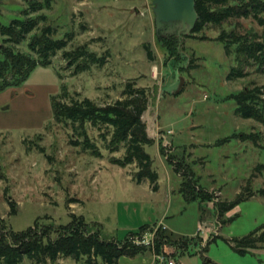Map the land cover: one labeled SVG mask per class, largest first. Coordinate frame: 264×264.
Here are the masks:
<instances>
[{"label":"rangeland","instance_id":"rangeland-1","mask_svg":"<svg viewBox=\"0 0 264 264\" xmlns=\"http://www.w3.org/2000/svg\"><path fill=\"white\" fill-rule=\"evenodd\" d=\"M28 1L0 0L3 21L20 17ZM154 2L53 0L52 9L42 11L57 29L56 38L72 36L70 50L87 46L108 59L75 76L60 53L52 66L35 69L24 86L0 94V219L22 231L36 221L67 225L76 215L105 240L119 241L145 225L157 224L156 230L162 224L191 241L186 250L168 249L178 264H264V249L240 255L232 247V241L264 227V126L240 117L234 99L252 83L264 86V76L230 80L235 58L215 40L219 32L194 37L180 23L158 29ZM129 83L150 96L144 121L156 141L147 152L160 176L158 191L147 180L135 181L136 165L114 166L105 150V158L96 159L73 148L71 131L53 119L51 98L62 86L108 104L122 99ZM91 134L103 147L98 132ZM250 134L260 136V146L244 140ZM171 162L193 171L211 201L187 202ZM240 194L247 200L222 223L216 202ZM156 254L123 257L119 264H168ZM57 264L76 263L62 258Z\"/></svg>","mask_w":264,"mask_h":264},{"label":"trees","instance_id":"trees-1","mask_svg":"<svg viewBox=\"0 0 264 264\" xmlns=\"http://www.w3.org/2000/svg\"><path fill=\"white\" fill-rule=\"evenodd\" d=\"M52 6L53 0H29L20 17L9 23L3 21L0 13V94L24 86L35 69L52 66L60 53L70 68L74 67L75 76L87 72L93 65L100 67L107 62L108 57H98L87 46L70 50L72 36L56 38L57 29L47 24L48 17L42 12L51 10ZM196 10L198 21L193 36L211 30L219 32L215 40L224 45L227 56L235 58L230 80H242L253 74L264 76V0H196ZM243 21L251 25L248 27ZM22 45H26L28 50H21L19 47ZM172 49L169 47L168 51L173 52ZM234 99L240 117L264 126V86L252 83ZM51 103L54 122L71 131L69 142L73 148L82 149L96 159H104L105 150L113 155L110 162L114 166L127 168L136 165L135 181L141 184L147 180L153 185V190L158 191L160 176L147 152L148 147L156 144L144 121L150 104L147 89L129 83L122 99L100 104L62 86L60 93L52 96ZM91 130L98 132L103 147H99ZM244 140L260 146L258 135H245ZM121 152H124L122 157L115 155ZM171 163L182 177L180 192L187 202L204 204L211 201V194L201 188L193 171L185 170L180 163ZM246 190L251 192L249 186ZM260 194L264 195V190ZM246 200L240 194L234 201H217L215 209L222 223L226 222L227 213ZM16 212L12 203V213ZM156 225H145L139 232L119 241L105 240L100 231L91 230L84 217L76 215L67 225L40 226L36 221L22 231L9 228L5 220L0 219V264H23L25 261L57 264L62 258H70L76 264H99L100 259L103 264H119L123 257L154 254L152 247L137 246L132 239L153 232ZM190 242V239L177 238L160 226L155 250L168 259L171 257L168 253L170 247L186 250ZM232 247L240 255L264 249V227L243 239L232 241ZM175 257L171 258L177 262Z\"/></svg>","mask_w":264,"mask_h":264},{"label":"water","instance_id":"water-1","mask_svg":"<svg viewBox=\"0 0 264 264\" xmlns=\"http://www.w3.org/2000/svg\"><path fill=\"white\" fill-rule=\"evenodd\" d=\"M154 13L157 20V28L161 29L165 24H182L187 34L193 32L198 21L196 0H155Z\"/></svg>","mask_w":264,"mask_h":264},{"label":"built area","instance_id":"built-area-1","mask_svg":"<svg viewBox=\"0 0 264 264\" xmlns=\"http://www.w3.org/2000/svg\"><path fill=\"white\" fill-rule=\"evenodd\" d=\"M162 226V224H161ZM164 227V226H163ZM165 228V227H164ZM158 229H156L154 232L146 233L142 236H137L132 239V242L137 246H148L152 247L154 253L156 254L155 250V243H156V233ZM156 258L160 261V263H167L168 264H177L174 260H167V257L162 254H156Z\"/></svg>","mask_w":264,"mask_h":264},{"label":"crops","instance_id":"crops-1","mask_svg":"<svg viewBox=\"0 0 264 264\" xmlns=\"http://www.w3.org/2000/svg\"><path fill=\"white\" fill-rule=\"evenodd\" d=\"M154 260V259H153ZM154 262L156 263V261L154 260Z\"/></svg>","mask_w":264,"mask_h":264}]
</instances>
